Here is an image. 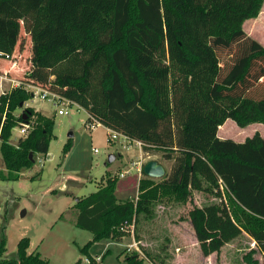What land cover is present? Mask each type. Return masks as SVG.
<instances>
[{"label":"trees","instance_id":"16d2710c","mask_svg":"<svg viewBox=\"0 0 264 264\" xmlns=\"http://www.w3.org/2000/svg\"><path fill=\"white\" fill-rule=\"evenodd\" d=\"M263 4L0 0L1 57L13 56L21 21L33 43L32 78L43 76L104 126L173 163L159 182L143 173L134 199H119L116 176L77 199L76 226L90 231L94 242H121L123 228L137 224L140 216L152 217L161 200L186 204L204 193L219 201L188 213L203 253L219 252L244 232L264 253V137L256 133L236 142L218 136L228 120L241 128L264 124V95L253 93L264 83V46L244 30ZM32 98L23 86L0 94V152L7 180H19L38 157H47L55 138L53 119L24 108ZM24 124L27 135L12 144L13 130ZM72 147L69 139L64 154ZM4 231L0 228V264H49L40 253H29L27 237L19 241L15 258L4 259ZM144 261L137 252L125 258L126 264Z\"/></svg>","mask_w":264,"mask_h":264},{"label":"rangeland","instance_id":"374dc122","mask_svg":"<svg viewBox=\"0 0 264 264\" xmlns=\"http://www.w3.org/2000/svg\"><path fill=\"white\" fill-rule=\"evenodd\" d=\"M17 49L9 59L0 56V94L23 86L28 91L39 89L48 97H33L24 108H33L54 121L55 138L47 157H38L32 169L23 170L19 180H7L8 170L0 152V228L5 227L7 251L4 259L16 257L18 243L30 239L29 253H40L49 264H126L125 258L134 252L145 259L144 264H251L249 259L264 264V254L258 242L247 233L225 245L219 252L205 255L188 218L194 206L203 207L219 200L204 193H196L192 202L175 203L161 200L154 206L152 217L140 216L137 224L125 226L121 242L104 239L94 242L90 231L76 226L77 199L89 196L106 183L109 177H118L117 196L121 200L134 199L139 193L136 172L122 179V171L140 159L141 152H128L120 141L109 142L108 129L102 125L93 132L89 129L86 109L74 101L69 115H59L58 96L69 98V93L56 91L43 76L32 78L33 43L20 21ZM245 33L264 46V4L260 15L244 24ZM22 49H20V48ZM20 50V52L18 51ZM16 63L13 68L12 63ZM9 72L8 77H3ZM255 96L264 95V83L254 89ZM22 111H17L19 116ZM259 133L264 137V124L255 123L245 128L228 120L221 127V139L244 142ZM27 135V134H26ZM72 135V136H70ZM21 138L20 127L13 130L11 143ZM72 139L73 147L64 154V146ZM111 155L116 156L108 163ZM145 161L157 160L170 173L173 163L154 152H143ZM109 164V165H108ZM143 178V176H142ZM141 178V179H142ZM154 179L156 182L163 180ZM136 231V236L134 231ZM136 246L132 247L134 243ZM100 258V261L97 260Z\"/></svg>","mask_w":264,"mask_h":264},{"label":"built area","instance_id":"2783aa9c","mask_svg":"<svg viewBox=\"0 0 264 264\" xmlns=\"http://www.w3.org/2000/svg\"><path fill=\"white\" fill-rule=\"evenodd\" d=\"M13 68L16 67V63H12ZM9 72H4L2 74L3 77H8ZM32 95L33 97H37V96H41L42 99H47L48 95L45 92H41L39 89H33L32 90ZM57 105L61 106V109L58 110V114L59 115H69L70 114V109L73 107L74 102H72L71 100L67 99V98H63L61 96H58V101H57ZM90 122L88 124L89 129L91 130V132H93L97 127L102 126L103 124L97 120L95 117L89 115V121ZM28 128L29 125L28 124H24L22 127H20V133H21V137H24L27 133H28ZM108 129V136H109V142H116V141H120L122 143V145L124 146V148L130 152L134 149H139L141 152L140 155V159L137 161H132L133 166L125 171H122L119 175L120 178L124 179L126 178L128 175L131 174L132 171L136 172V176L139 179V181L141 180L142 176H143V167L144 164L146 163L145 158L143 156V143L140 141H136V140H132L130 139L128 136L110 130ZM123 230H125V227L123 228ZM136 242V241H135ZM137 242L134 243V245H132V247L136 246ZM264 254V253H263ZM98 261H100V258H97Z\"/></svg>","mask_w":264,"mask_h":264},{"label":"water","instance_id":"95a60500","mask_svg":"<svg viewBox=\"0 0 264 264\" xmlns=\"http://www.w3.org/2000/svg\"><path fill=\"white\" fill-rule=\"evenodd\" d=\"M31 159H32V155H31ZM115 160H116V156L111 155L109 157L108 163H113ZM143 173L146 177H149L152 179H160V178L165 177L166 169L157 160H150L144 164Z\"/></svg>","mask_w":264,"mask_h":264},{"label":"crops","instance_id":"0c3cea01","mask_svg":"<svg viewBox=\"0 0 264 264\" xmlns=\"http://www.w3.org/2000/svg\"><path fill=\"white\" fill-rule=\"evenodd\" d=\"M18 48H20V47H18ZM17 49V48H16ZM20 49H22V48H20ZM19 52H20V50H18ZM70 100V99H69ZM72 101V100H71ZM73 102V101H72ZM87 111V110H86ZM87 113H88V115H91L88 111H87ZM222 127V126H221ZM221 127H220V129H221ZM220 129H219V132H220ZM219 132H218V136H219ZM219 138H221L220 136H219ZM223 139V138H222ZM161 163V162H160ZM165 166V165H164ZM165 169H166V171L168 170V167H165ZM198 242V241H197Z\"/></svg>","mask_w":264,"mask_h":264}]
</instances>
